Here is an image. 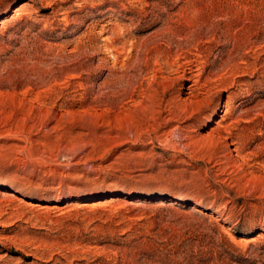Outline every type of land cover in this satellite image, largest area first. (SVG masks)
<instances>
[{"label":"rangeland","instance_id":"rangeland-1","mask_svg":"<svg viewBox=\"0 0 264 264\" xmlns=\"http://www.w3.org/2000/svg\"><path fill=\"white\" fill-rule=\"evenodd\" d=\"M0 264H264V0H0Z\"/></svg>","mask_w":264,"mask_h":264}]
</instances>
